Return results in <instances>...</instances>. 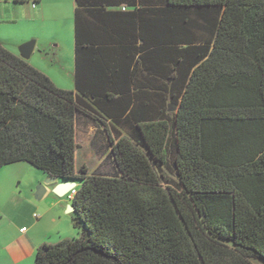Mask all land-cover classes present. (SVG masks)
Instances as JSON below:
<instances>
[{"label": "trees", "instance_id": "trees-1", "mask_svg": "<svg viewBox=\"0 0 264 264\" xmlns=\"http://www.w3.org/2000/svg\"><path fill=\"white\" fill-rule=\"evenodd\" d=\"M167 5L191 60L180 107L136 123L134 139L103 122L114 176L77 170V116H91L79 97L0 44V170L26 162L79 183V238L42 245L35 264L264 262V0ZM195 11L214 15L203 46L187 43Z\"/></svg>", "mask_w": 264, "mask_h": 264}, {"label": "crops", "instance_id": "crops-1", "mask_svg": "<svg viewBox=\"0 0 264 264\" xmlns=\"http://www.w3.org/2000/svg\"><path fill=\"white\" fill-rule=\"evenodd\" d=\"M189 15L202 23L187 43L203 46L212 35L214 15ZM176 16L180 19L181 12L169 8L167 0H0V44L21 57L22 48L34 41L27 62L57 88L73 91L91 113L77 116V170L86 166L89 175L117 174L103 122L134 139L136 123L176 115L179 85L191 63L180 61L186 45L179 41ZM88 152L97 156L96 167ZM30 168L19 162L0 170V264H35L42 245L81 233L75 212L64 206L72 200L55 193L68 182L57 178L37 201L41 181L29 178Z\"/></svg>", "mask_w": 264, "mask_h": 264}, {"label": "water", "instance_id": "water-1", "mask_svg": "<svg viewBox=\"0 0 264 264\" xmlns=\"http://www.w3.org/2000/svg\"><path fill=\"white\" fill-rule=\"evenodd\" d=\"M34 47H35V42L34 41H31V42L27 43L21 50V58L23 60H25V61H29L30 58H31V55L33 53ZM171 111H175V107H172ZM56 181H57V178L50 177L46 182L40 184L37 187L36 194H35V199L37 201H41L42 198L44 197V195L46 194L47 186L55 183ZM75 187H76V185L73 182L64 183V184L59 186V188L56 190L55 193L59 197H63L67 193H69L72 189H74ZM68 211H69V213L74 212L75 211L74 207L73 206L69 207Z\"/></svg>", "mask_w": 264, "mask_h": 264}, {"label": "rangeland", "instance_id": "rangeland-1", "mask_svg": "<svg viewBox=\"0 0 264 264\" xmlns=\"http://www.w3.org/2000/svg\"><path fill=\"white\" fill-rule=\"evenodd\" d=\"M33 67V66H32ZM88 154L89 155H93V157H89V159L91 160V163H93V167H96L98 164V162H97V156L95 155V154H93V152H88ZM97 162V163H96ZM33 167V166H32ZM166 170V172L169 174L170 173V178L173 180V181H177V177H176V175H175V173L174 172H171L170 170H168V169H165ZM28 173V176H29V178L31 179V180H37V181H41V183H39V185L40 184H42L43 182H46L48 179L46 178V176H45V174H44V172H42V171H40V170H38V169H36V168H30V171H28L27 172ZM39 185H37V187L39 186ZM77 185V184H76ZM79 185V184H78ZM64 206L66 207V209H68L69 207H71V206H73V203L72 202H67L66 204H64ZM72 215H73V213H72ZM78 231V230H77ZM80 231V230H79ZM81 232V231H80ZM79 236L80 235H78V237L77 238H79ZM255 264H264V262H262V261H256L255 262Z\"/></svg>", "mask_w": 264, "mask_h": 264}, {"label": "built area", "instance_id": "built-area-1", "mask_svg": "<svg viewBox=\"0 0 264 264\" xmlns=\"http://www.w3.org/2000/svg\"><path fill=\"white\" fill-rule=\"evenodd\" d=\"M68 194V196H69V199H71V200H73V198L76 196V194H77V190H76V188H74V189H72L69 193H67ZM25 231V229L24 230H22V232H24Z\"/></svg>", "mask_w": 264, "mask_h": 264}]
</instances>
